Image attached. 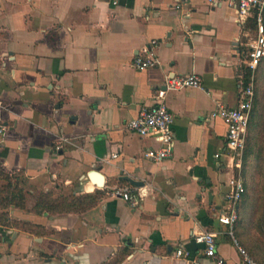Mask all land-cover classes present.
<instances>
[{
	"label": "crops",
	"instance_id": "obj_1",
	"mask_svg": "<svg viewBox=\"0 0 264 264\" xmlns=\"http://www.w3.org/2000/svg\"><path fill=\"white\" fill-rule=\"evenodd\" d=\"M255 28L228 2L0 0V264H216L198 231L216 234L223 264H240L218 215L239 177V219L254 179L212 113L236 105ZM153 40L158 62L133 67ZM191 73L200 86L165 91L174 147L153 161L145 151L159 143L124 123L167 76Z\"/></svg>",
	"mask_w": 264,
	"mask_h": 264
},
{
	"label": "built area",
	"instance_id": "obj_2",
	"mask_svg": "<svg viewBox=\"0 0 264 264\" xmlns=\"http://www.w3.org/2000/svg\"><path fill=\"white\" fill-rule=\"evenodd\" d=\"M208 5L215 6L222 2L232 4L240 20L253 18L256 28L253 35H249L239 51L240 58L245 67L243 76L245 82H241L238 92V99L235 106L220 104L213 115L220 116L227 125L226 147L233 153L234 157L241 159L245 149V137L250 120L251 111L255 98V73L256 69L264 58V0H206ZM143 48L142 53L132 57L131 65L137 69H145L154 66L158 58L154 52L153 43ZM201 78L197 74H177L167 76L163 87H159L153 93V101L149 105H143L138 113L124 123V129L136 134L139 138H149L159 143L158 147H150L145 151L149 159L160 162L169 157L174 147V131L172 129L173 114L165 103L166 89H176L188 86H200ZM4 107L0 99V108ZM5 126L0 124V131ZM116 156V154H112ZM230 189L225 193L227 206L219 213L218 220L228 226L234 244L240 255V264H261L253 258L249 252L240 244L234 236L233 230L238 220L237 205L245 192V184L239 177H233L230 182ZM114 194L120 195L129 204H139V194L129 190L114 189ZM216 234L211 231L194 232L193 239L203 246L205 255L212 258L216 264H223V257L217 252ZM174 253L178 257L186 255L181 247H177Z\"/></svg>",
	"mask_w": 264,
	"mask_h": 264
},
{
	"label": "rangeland",
	"instance_id": "obj_3",
	"mask_svg": "<svg viewBox=\"0 0 264 264\" xmlns=\"http://www.w3.org/2000/svg\"><path fill=\"white\" fill-rule=\"evenodd\" d=\"M255 75L256 97L241 156L246 154L244 171L249 176L252 173L254 181L249 178L244 207L234 230L237 234L239 230H244L246 243L241 242V245L264 264V59Z\"/></svg>",
	"mask_w": 264,
	"mask_h": 264
},
{
	"label": "trees",
	"instance_id": "obj_4",
	"mask_svg": "<svg viewBox=\"0 0 264 264\" xmlns=\"http://www.w3.org/2000/svg\"><path fill=\"white\" fill-rule=\"evenodd\" d=\"M264 59V58H263ZM262 59V60H263ZM262 62V61H261ZM261 65V63L259 64V66ZM259 66L257 67L256 71L258 70ZM256 76V75H255ZM255 83H256V77H255ZM255 97H256V86H255ZM254 102H255V98H254ZM1 173V172H0ZM40 203L42 204V200L40 201ZM39 203V205H40Z\"/></svg>",
	"mask_w": 264,
	"mask_h": 264
},
{
	"label": "water",
	"instance_id": "obj_5",
	"mask_svg": "<svg viewBox=\"0 0 264 264\" xmlns=\"http://www.w3.org/2000/svg\"><path fill=\"white\" fill-rule=\"evenodd\" d=\"M92 175L95 176V172H92ZM131 182H133L134 184H137L138 182L136 180H133L131 178H128Z\"/></svg>",
	"mask_w": 264,
	"mask_h": 264
}]
</instances>
